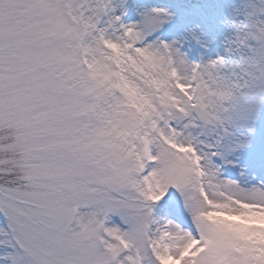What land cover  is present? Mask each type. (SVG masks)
<instances>
[{"label":"snow or ice","instance_id":"6c2138e0","mask_svg":"<svg viewBox=\"0 0 264 264\" xmlns=\"http://www.w3.org/2000/svg\"><path fill=\"white\" fill-rule=\"evenodd\" d=\"M0 264H264V0H0Z\"/></svg>","mask_w":264,"mask_h":264}]
</instances>
